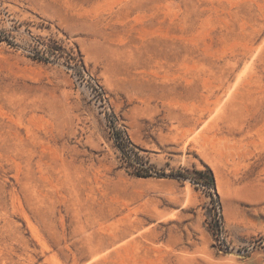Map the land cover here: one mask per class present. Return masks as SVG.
<instances>
[{"label":"rangeland","instance_id":"obj_1","mask_svg":"<svg viewBox=\"0 0 264 264\" xmlns=\"http://www.w3.org/2000/svg\"><path fill=\"white\" fill-rule=\"evenodd\" d=\"M0 264H264V0H0Z\"/></svg>","mask_w":264,"mask_h":264},{"label":"trees","instance_id":"obj_2","mask_svg":"<svg viewBox=\"0 0 264 264\" xmlns=\"http://www.w3.org/2000/svg\"><path fill=\"white\" fill-rule=\"evenodd\" d=\"M188 173L190 172L188 171ZM190 174L194 176L196 180L197 179L199 180L201 178H207L206 182L209 184L210 187L214 188V178H213V175L210 169L207 168L206 171L196 169V170H193ZM138 176L149 177L151 176V173H149L148 171H144V172L138 173Z\"/></svg>","mask_w":264,"mask_h":264}]
</instances>
